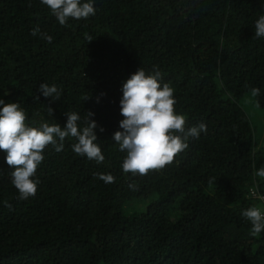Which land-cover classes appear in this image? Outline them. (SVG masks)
I'll return each mask as SVG.
<instances>
[{
  "label": "trees",
  "instance_id": "trees-1",
  "mask_svg": "<svg viewBox=\"0 0 264 264\" xmlns=\"http://www.w3.org/2000/svg\"><path fill=\"white\" fill-rule=\"evenodd\" d=\"M92 2L95 15L61 26L41 0H0V99L19 103L37 128L63 127L66 112L83 127L93 112L105 157L77 155L74 138L60 152L46 146L37 192L21 200L0 149V264H264V230L250 235L242 215L256 202L249 188L264 192L255 174L264 151L240 102L249 93L264 109V38L255 37L264 0ZM37 25L51 42L32 35ZM139 68L160 71L186 129H207L144 176L122 170L126 152L113 139L123 83ZM41 83L60 87L61 98L44 97Z\"/></svg>",
  "mask_w": 264,
  "mask_h": 264
},
{
  "label": "clouds",
  "instance_id": "clouds-1",
  "mask_svg": "<svg viewBox=\"0 0 264 264\" xmlns=\"http://www.w3.org/2000/svg\"><path fill=\"white\" fill-rule=\"evenodd\" d=\"M41 3L51 10L61 26L69 18L86 19L96 12L92 0L83 3L81 0H41ZM31 32L33 36L40 34L48 42L52 40L50 35L41 33L39 25ZM255 37L264 38V15H260L255 21ZM88 40L90 42L92 37L89 36ZM161 79L159 70L146 74L143 68H139L122 86L120 112L124 119L119 122L122 131L114 132L113 139L119 145V150L126 152L121 164L122 170L134 176H144L149 171L163 169L173 162L177 154L188 148L189 138L198 139L201 132L207 130L203 122L185 128V117L177 114L174 108L176 100L173 89L167 83L161 87ZM253 91L259 94V89ZM38 92L52 101L59 100L62 96V89L55 84L50 86L41 83ZM89 98L84 97V100ZM35 99L39 100L40 96L37 95ZM0 105H3L0 108V149L7 153L6 162L14 169L11 172V182L18 190V199L35 196L39 181L32 177L43 161L42 153L48 145L60 152L64 148L65 138H74L76 142L72 144V149L77 155L86 156L98 164L104 162L101 147L95 143L97 135L94 129L97 128V122L90 119L93 112H86L83 127L78 123L81 120L78 113L66 112L67 121L63 127L56 122H44L37 128L25 125L26 115L19 103L5 104L0 99ZM47 113L50 117L53 115L50 105ZM100 131H104L103 127ZM255 174L264 177V168ZM96 175L105 183L115 182V177L111 174ZM129 188L136 190L137 185L130 183ZM6 206L11 208L10 204L6 203ZM242 215L251 221L250 235L256 236L264 230V213L259 207H249Z\"/></svg>",
  "mask_w": 264,
  "mask_h": 264
},
{
  "label": "rangeland",
  "instance_id": "rangeland-1",
  "mask_svg": "<svg viewBox=\"0 0 264 264\" xmlns=\"http://www.w3.org/2000/svg\"><path fill=\"white\" fill-rule=\"evenodd\" d=\"M250 97L251 96L248 93L245 97H241L240 102L253 124L254 135L257 140L256 146L264 151V109L255 106ZM130 208H132V206Z\"/></svg>",
  "mask_w": 264,
  "mask_h": 264
},
{
  "label": "built area",
  "instance_id": "built-area-1",
  "mask_svg": "<svg viewBox=\"0 0 264 264\" xmlns=\"http://www.w3.org/2000/svg\"><path fill=\"white\" fill-rule=\"evenodd\" d=\"M247 195L256 200L253 206L259 207L262 213H264V192L259 191L255 187H250Z\"/></svg>",
  "mask_w": 264,
  "mask_h": 264
}]
</instances>
